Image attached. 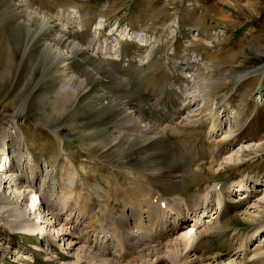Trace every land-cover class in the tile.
<instances>
[{"label": "rangeland", "instance_id": "1", "mask_svg": "<svg viewBox=\"0 0 264 264\" xmlns=\"http://www.w3.org/2000/svg\"><path fill=\"white\" fill-rule=\"evenodd\" d=\"M40 1L52 14L73 10L72 14H76L78 22L72 28L80 33L84 43L89 42L93 45L95 40L104 41L103 43L107 41L106 49H113V53L108 55L107 59L105 58V62L120 77L130 79L131 90L137 98L136 101L146 107V110H151L153 113L157 111L152 105V99L144 98L147 91L151 90L149 84L152 77L157 75L158 89H166L168 85H172L169 95L178 94L177 89L180 84L185 85V93L181 95L182 101L174 112L178 114L179 121L184 118V123H186L185 118L199 121L186 130L188 133L184 134L185 149L180 155L174 156L175 160H183L186 151L190 150L193 153L197 152L198 163H205L210 159L208 155L212 152L210 145L221 141L225 132L234 125H241L240 130L228 141L219 142L217 153L219 160L213 167L216 177L206 172L208 182L202 185H189L187 191L204 194L207 190L206 186L210 188L209 185L220 184L224 187L225 194L229 195L226 190L228 186L231 185L234 192L235 189L239 190L241 180L247 181L246 192H234L236 200L242 202L244 200L239 214L234 217L231 214L218 216L219 224L224 225L225 221H230L238 227L236 232L229 231L223 237H213L210 240L221 252L231 248L226 239L229 241L234 235L237 239L243 238L242 235H249L256 227L264 226V198H262L264 197V0ZM3 8L0 6V11H3ZM171 19H176L178 25V33L173 38L169 36L165 28ZM10 20L7 17L5 21L0 22V44L2 45L11 36L8 23L6 24ZM117 27L118 30L115 31ZM121 30L125 31H122L123 35H126L128 30H137L141 38L128 41V38L121 36ZM153 45L157 53L152 59H144L143 52ZM168 56L170 61L166 63L165 58ZM37 57L35 54L24 55L23 49L13 50L11 53L8 45L0 48V68L10 66L12 69L11 75L3 77V81L0 82V127L11 130L12 123L9 121L13 119L14 122L21 123L25 127L21 130V138L24 139L22 143L25 144L26 149L20 154L31 152L38 163H41L42 158L48 160L49 163L43 168L44 171L37 173L41 168L37 164V171H34L32 176L36 177L35 181L47 180L51 186L50 193H53L54 188L58 189L62 186L58 178L62 174L60 167L67 169L69 161L77 168L87 165L93 169L86 176L78 175L76 193L49 195L52 205L61 207L63 212L68 211L66 214H70L66 220H63L66 218L65 214L64 217L60 216V220L62 219L65 226L80 238L82 242L79 245L92 246L94 238L100 239L104 236L101 224L105 222L106 215L109 214L106 218V223L109 225L114 213L122 208L118 196L115 195L114 187L117 185L115 180H119V184L123 186L129 179L136 182L141 176L123 173L116 168L115 166L120 163V157L125 155L110 156L106 144H97L100 139L102 140L99 132L111 126V122L115 119L113 110L101 111L102 117L94 118L95 123L91 120L92 116L89 117L85 113L83 115L81 112L83 110L78 106L73 109L70 107V111L57 120L59 123L56 126V134L53 133L54 128L44 124L54 117L51 115L50 107L43 106L49 102L46 97H52L49 86L54 85L45 84V79L41 78L44 60L38 62L41 66H35L39 60ZM186 62L187 65H185ZM187 67L189 68L185 71L184 68ZM30 73L32 78H29ZM239 75L244 76L239 78ZM141 76H144L143 81H140ZM206 77L211 78L208 95H205V89H203L207 81ZM98 79L106 82L109 78L106 79L99 74ZM99 87V84L95 85L94 90ZM146 87L149 88L145 91ZM24 101L27 104L23 105ZM101 102L107 104L108 101L103 99ZM161 105L166 107L164 104ZM24 106V112L19 113V108L22 109ZM201 109H204L202 113ZM217 111H220L218 116L222 118L219 119L220 130L212 134V116L213 114L217 116L215 115ZM228 113L237 117H228ZM74 120L77 121L76 126L73 125ZM96 126L99 132L94 136L89 130ZM32 131L36 132L35 136H29ZM11 135L14 136L13 130ZM7 136L9 137V133ZM57 136L62 139L61 143L57 141ZM167 137L174 139L171 135ZM6 156L4 154V157ZM7 159L3 158L1 161L8 162ZM10 169L12 170L6 167V174L11 173ZM109 169L114 173L121 172H118L116 179H113L112 176H108V173H112ZM259 176L263 178L258 182L252 181L255 178L250 180V177L258 178ZM92 185H98L99 189L96 191L95 186ZM64 192H68V188ZM75 197L79 199L81 204H78L84 206V209L73 210L77 207L73 203ZM261 199L263 203L260 202ZM216 204L215 196H212V204L209 207L211 211L206 217L207 220L217 215V213L212 214L216 211ZM91 210L96 212L94 214L87 212ZM248 213L256 215L257 223L248 220ZM67 221L68 223L76 221L73 224L70 223L73 228L67 224ZM41 225L43 229L46 226L43 222L40 228ZM260 233L257 241L264 240V227ZM57 246L56 243L41 241L39 234L36 233L21 234L19 231L10 232L8 227L0 228V264H70L73 261L72 258L63 253L53 254ZM49 255L50 260H48Z\"/></svg>", "mask_w": 264, "mask_h": 264}, {"label": "bare ground", "instance_id": "2", "mask_svg": "<svg viewBox=\"0 0 264 264\" xmlns=\"http://www.w3.org/2000/svg\"><path fill=\"white\" fill-rule=\"evenodd\" d=\"M0 6L4 7L3 11H0L2 12L0 22L5 21L7 17L9 20L11 19L10 22H6L11 36L9 35L10 38L5 44H0V48L8 45L11 53L13 50L23 49L24 55L35 54L39 59L35 66H41L38 65V62L44 60L41 78L45 79V84L52 83L54 85L49 86L52 97L47 96L49 102L43 105L47 108L50 107L51 115L54 117L44 124L49 128H54L52 130L56 134V126L59 123L57 120L68 113L70 107L73 109L78 106L83 110L81 111L83 115L85 113L89 117L92 116L91 120L93 121L94 118L102 117L101 111L110 112L113 110L115 119L111 122V126L104 130L101 128V132L96 130L98 126L93 127L89 130L90 134L96 136L98 132L101 133L102 140L100 139L97 144H106L108 155H125L120 157V163L115 166L116 168L122 170L123 173L140 174L141 176L138 181L133 182L129 179L127 184L121 186L119 180L116 179L118 172L121 171L114 173L109 169L112 173H108V176L117 180H115L117 185L114 187V191L122 208L115 210L109 225L106 223L109 214L106 215L107 217L105 216V222L101 224L104 230L102 238H94L92 246L79 245L82 242L80 238L59 218L66 212H63L61 207L52 205L59 220L43 221L44 225L46 224L44 229L42 225L40 228L42 220L32 217L31 207L36 208V205L41 202V200L36 202L37 199L34 197L33 191L30 190L33 183H36V177L32 174L37 171L38 161L31 152L20 154L22 150L26 149L25 144L22 143L24 139L21 138V130L25 127L21 123L14 122V119L10 120L11 130L0 127V228L8 227L10 232L19 231L21 234H40L41 241L58 244V248L55 247L54 252L52 251L53 254L63 253L72 258L73 261L70 264H264V240L257 241V236L261 235L260 230L264 227L262 225L255 226L256 228L249 235H242L243 238L237 239L234 235L229 241L226 239L231 248L228 246L230 249L223 252L219 251L210 241L213 237H223L229 231L236 232L238 230L237 225L230 221H225L224 225L219 224L220 216L231 214L234 217L238 215L242 203H244V200L242 202L235 199L236 195H234L231 185L226 188L229 195L225 194L224 187L220 184L209 185L210 188L206 186L207 190L204 194L187 191L189 185L206 184L208 182L207 174L216 177L217 174L215 175L213 167L219 160L217 157L219 142L228 141L240 130L241 125H234L225 132L221 141L210 145L212 152L208 155L210 159L205 163H198L197 152L193 153L190 150L186 151L183 160H175L174 156L180 155L185 149L184 134L188 133L186 130L189 126H195L199 121L185 118L186 123H184V118L182 117L183 119L179 121L178 114L174 112L182 101V93H185L184 84H180L178 87L177 95H169L172 85H168L166 89H158L159 82L156 85L158 77L157 75L152 77L149 84L151 90L147 91L145 95L142 94L145 96L144 98L152 99V105L157 110L153 113L136 101L137 98L131 90L130 79L120 77L105 62V58L113 53V49H106L107 41L103 43L104 41L95 40L93 45L89 42L84 43L80 33L72 28L78 22L76 14H72L73 10L52 14L46 10L40 0H0ZM177 27L176 19H171L166 25L165 28L171 38L178 33ZM117 30L118 27L115 31ZM124 30H121L120 34L122 31L125 32ZM127 35L133 39L141 38L140 32L137 30L126 31V35L121 34L122 37ZM145 41L147 42V40ZM154 47V45L148 47L143 52L144 59L154 57L157 53ZM169 61L168 56L165 58V62ZM188 68H184V70L186 71ZM11 71L10 66L0 68V82L3 77L11 75ZM99 74L109 79L103 82L98 79ZM29 76L32 78L31 73ZM135 76L139 75L135 74ZM144 76L140 77V81L144 80ZM243 76L239 75L238 77L242 78ZM171 83L169 82V84ZM98 84L100 87L94 90L95 85ZM210 84L211 78L209 77L203 87L205 95L209 94ZM149 87H146L145 91ZM142 90L144 91V88ZM209 97L210 95L207 96L208 99ZM103 99H107V104L101 102ZM25 104H27L26 101L23 102V105ZM24 108L25 106L22 109L19 108L18 112H24ZM203 110H200L201 113ZM219 113L220 111H217L215 114L217 116L211 115L213 117V119L210 118L213 120L211 122L212 134L218 133L220 130L218 127L221 123ZM230 113L227 114L228 117H237ZM76 122L74 120L73 125L76 126ZM35 135L36 132L33 131L29 134V136ZM168 135L173 136L174 139H169ZM56 139L61 143V138L57 136ZM4 154L7 156L4 157ZM3 158H8V162L1 161ZM40 161L44 162V158ZM46 161L48 162V160ZM6 167L12 168V170L10 169L11 173L6 174ZM60 169L62 174L58 178L62 186L58 189L54 188L53 193H50L51 186L47 180L41 181V183L44 182L46 196L76 193L78 175L83 177L88 175L91 170L93 171L87 165L77 168L70 161L67 169L62 167ZM30 172L31 175L28 174ZM28 175L29 177H27ZM251 179L253 177H250ZM66 183L68 192H64L67 189ZM240 183L245 184L246 182L241 180ZM82 185L85 186V184ZM94 186L95 190L99 189L98 185ZM239 189H243V186L239 185ZM233 195L234 197H232ZM212 196H215L217 201L216 211L212 214L217 213V215L207 220L208 214L204 215V213L211 211L209 207L212 204ZM263 201L261 199L260 202L263 203ZM73 203L77 206L73 210L84 209V206L78 204L80 203L78 198L75 197ZM104 212L103 214L108 213ZM68 214L63 220L67 219ZM255 216L249 214L248 220L257 223ZM50 259L49 255L48 260Z\"/></svg>", "mask_w": 264, "mask_h": 264}, {"label": "built area", "instance_id": "3", "mask_svg": "<svg viewBox=\"0 0 264 264\" xmlns=\"http://www.w3.org/2000/svg\"><path fill=\"white\" fill-rule=\"evenodd\" d=\"M39 191H40L39 189H33L34 197H36V193ZM31 209L32 211H35V213L37 214V217L39 218V220H42V222L45 220L50 221L52 219L47 211L39 208L38 204L36 205V208L31 207Z\"/></svg>", "mask_w": 264, "mask_h": 264}]
</instances>
